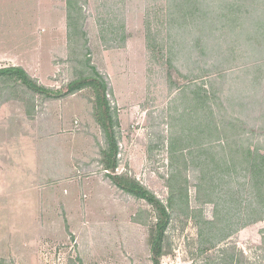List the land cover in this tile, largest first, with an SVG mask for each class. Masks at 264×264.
Wrapping results in <instances>:
<instances>
[{
  "label": "rangeland",
  "instance_id": "obj_1",
  "mask_svg": "<svg viewBox=\"0 0 264 264\" xmlns=\"http://www.w3.org/2000/svg\"><path fill=\"white\" fill-rule=\"evenodd\" d=\"M77 3L86 17L91 63L108 79V98L117 110V173H128L166 202L172 166L170 142L187 133L194 123L191 108L187 109L190 102L183 98L186 93L174 87L171 90L167 54L171 45L179 46V40L186 47L192 45V35L181 38L174 31L170 39L172 17L165 0ZM68 10L67 0H0V68L22 67L39 84L65 90L80 68L76 63L80 54L69 45ZM187 24V28L192 27L188 19ZM148 27L155 34L154 48L148 46ZM113 29L117 31L111 34ZM220 33L228 36L222 46L229 56L225 72L229 85L222 96L227 102V95H233L237 107V113L234 109L227 112L243 116L238 106L245 98L250 103L246 114L257 131L250 142L252 147L264 146V119H260L264 88L259 87L256 93L249 82L255 73L248 68L258 64L254 59L257 55L252 48L247 50V37L239 28ZM216 60H208L207 67L219 64ZM183 64L177 60V68L188 75L190 65ZM200 74L198 70L191 77ZM211 74L217 77L220 73ZM173 77L179 85L188 83L175 72ZM212 77L206 75L196 81L208 83ZM230 88L234 93L229 92ZM0 89V111H6L0 118V131L9 123L16 127L15 133L21 138V178L23 171H29L28 184L22 183L25 189L0 199V215L1 211L7 213V217H0V262L153 264L149 227L134 221L148 206L112 185L99 162L105 141L92 116L91 92L55 101L37 96L35 107H29L23 101L26 95L21 87ZM222 142L203 143L212 150ZM186 175L191 212L200 211L207 220L215 219V205L197 202V181L192 170ZM6 180L0 176V185ZM5 204L13 209L7 210ZM8 218L11 224L6 226L2 221ZM168 241L162 264H205L210 259L224 258L225 248L235 249L236 264H264V221L241 229L206 256L199 255L198 226L191 216L174 218Z\"/></svg>",
  "mask_w": 264,
  "mask_h": 264
},
{
  "label": "trees",
  "instance_id": "obj_2",
  "mask_svg": "<svg viewBox=\"0 0 264 264\" xmlns=\"http://www.w3.org/2000/svg\"><path fill=\"white\" fill-rule=\"evenodd\" d=\"M165 1L172 17L169 20L170 39L172 40L174 31L181 38L188 35L193 38L192 45L188 47L180 40L178 47L171 45V48H168L166 63L170 81L174 84L171 85V90L174 87L176 91L186 93L183 98L189 100L190 107L187 109L191 108L194 117V123L189 125L188 132L170 142L169 158L172 166L167 178L170 194L166 202L128 173H117L120 167L117 110L108 98L111 92L108 79L91 63V49L85 29L86 17L77 0H67L68 37L70 48L73 51L75 48L77 54L81 55H78L76 61L80 68L65 90H54L39 84L22 67L0 68V88L9 90L21 87L26 95L23 101L29 103V107H35L37 96L44 98L43 101H55L85 91L91 92L93 98L90 100L94 103L92 116L105 141L99 162L103 170L107 171L105 176L110 179L112 185L148 206L138 212L134 221L149 227L148 243L153 264H162V258L168 252V231L174 218L183 215L194 218L198 226L199 255L205 256L241 229L264 221V146L252 147L250 142L251 135H255L257 131L251 126L252 118L246 114L250 103L245 102V98L238 106L239 113H243V116L234 117L227 112L234 109L237 113V107L233 105V95L226 96L227 102L224 95L222 96L229 85L228 75L225 73L229 56L222 46L223 39L227 40L228 36L220 33L223 29L234 31L239 28L240 33L247 37V50L252 48L257 55L255 61H259L255 67L248 68L255 73L249 82L258 93L259 87L264 88V0ZM187 19L192 27H186ZM114 31L117 30L113 29L111 34ZM102 37L105 39V34ZM154 39L155 34L148 27L149 47H155ZM125 40L124 37L123 41ZM162 57L164 59L163 55ZM178 59L190 65L188 75H184L177 68ZM214 59H217L219 64L207 67L208 60ZM198 70L201 74L192 78V73ZM173 72L186 79V86L174 81ZM214 72L220 74L212 77L211 73ZM206 75L211 76V80L198 84L196 80ZM231 89L229 92L234 93ZM263 102L264 98L262 104ZM260 112V119H264V108L261 107ZM206 140L209 143L223 142L216 147L218 150H208L207 144L203 143ZM191 170L197 181V202L201 205H215L216 216L213 220H207L200 211L190 210L187 188L189 182L186 174ZM222 254L224 258H209L205 264L238 263L235 260V249L225 248ZM225 258L228 260L225 261Z\"/></svg>",
  "mask_w": 264,
  "mask_h": 264
},
{
  "label": "crops",
  "instance_id": "obj_3",
  "mask_svg": "<svg viewBox=\"0 0 264 264\" xmlns=\"http://www.w3.org/2000/svg\"><path fill=\"white\" fill-rule=\"evenodd\" d=\"M5 110L4 108L1 109L0 111V118L5 115ZM16 127H13L12 124H7L5 128H3L0 133V146H1V152H0V176L4 175L7 180L6 183L8 184V189L4 190V185H0V199H4L7 197V194L12 197L13 195L21 192L22 188L25 189L27 183V179L29 178V171L25 170L23 171V179L21 178V172H19L20 169V164L19 160L21 156H18V149L20 145V140L21 138L18 137L15 133ZM2 136V137H1ZM4 144V145H3ZM60 175V174H59ZM24 183V185L22 184ZM9 204V203H8ZM8 204H5L4 208L7 210H12V206H9ZM3 216L0 215V217H7L6 212H2ZM1 220V218H0ZM4 224L7 226L8 224H11L9 222V218L5 219ZM13 225V224H12ZM8 229V228H7ZM11 240L13 237H10ZM4 259V258H3ZM0 264H5L4 262H0Z\"/></svg>",
  "mask_w": 264,
  "mask_h": 264
}]
</instances>
